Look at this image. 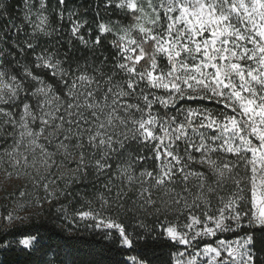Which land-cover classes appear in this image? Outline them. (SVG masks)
Listing matches in <instances>:
<instances>
[{
  "label": "snow or ice",
  "instance_id": "6c2138e0",
  "mask_svg": "<svg viewBox=\"0 0 264 264\" xmlns=\"http://www.w3.org/2000/svg\"><path fill=\"white\" fill-rule=\"evenodd\" d=\"M0 264H264V0H0Z\"/></svg>",
  "mask_w": 264,
  "mask_h": 264
},
{
  "label": "trees",
  "instance_id": "16d2710c",
  "mask_svg": "<svg viewBox=\"0 0 264 264\" xmlns=\"http://www.w3.org/2000/svg\"><path fill=\"white\" fill-rule=\"evenodd\" d=\"M83 2H84L85 4H87V3L89 2V0H83Z\"/></svg>",
  "mask_w": 264,
  "mask_h": 264
}]
</instances>
